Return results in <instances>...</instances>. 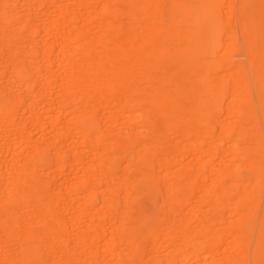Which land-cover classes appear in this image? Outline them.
Masks as SVG:
<instances>
[{"label": "bare ground", "instance_id": "bare-ground-1", "mask_svg": "<svg viewBox=\"0 0 264 264\" xmlns=\"http://www.w3.org/2000/svg\"><path fill=\"white\" fill-rule=\"evenodd\" d=\"M18 1L0 0V155L23 154L0 161V264H247L264 136L245 64L258 95L261 1L24 0L36 22ZM242 166L254 176L239 180ZM256 233L260 264L264 214Z\"/></svg>", "mask_w": 264, "mask_h": 264}, {"label": "rangeland", "instance_id": "rangeland-1", "mask_svg": "<svg viewBox=\"0 0 264 264\" xmlns=\"http://www.w3.org/2000/svg\"><path fill=\"white\" fill-rule=\"evenodd\" d=\"M261 2H260V9H261V11L264 13V0H260ZM24 2L26 3V1H22V0H20V1H18L17 2V6L18 7H16V8H18V10H17V14H18V16L19 17H25V16H28L29 18H31L32 19V21L33 22H36V21H34L33 19H35V17H34V14H31L32 12H30L29 10L27 11L26 9L27 8H22V6H21V4L23 3V5H24ZM21 6V7H20ZM25 6V5H24ZM19 7H20V9H22V11L19 9ZM239 8H238V6H237V8H236V17L239 15V10H238ZM20 10V11H19ZM26 10V11H25ZM43 10V9H42ZM238 10V11H237ZM45 11V10H44ZM25 12V13H24ZM29 12V13H28ZM42 13V15H44V12L42 11L41 12ZM23 14V15H22ZM32 15V16H31ZM119 18H120V16H119ZM122 19V18H121ZM237 19H238V17H237ZM236 21H238V20H236ZM239 22V21H238ZM236 24H238L237 22H236ZM11 26H12V22H11V24H10ZM14 25V24H13ZM238 26V25H237ZM37 27H38V34L36 35V41H37V38H38V42H41V43H43L44 44V42H48V44L50 45V46H52V50H53V53H56V45L54 46V44L55 43H57L56 42V39L55 38H49V40H47L48 38H45L44 36H43V33H40L41 31H43V29L41 30V28H42V26L38 23V25H37ZM238 29H239V27H238ZM238 29H237V38H238V41L240 42H242V35H241V33L240 32H238ZM239 31H240V29H239ZM26 34V33H25ZM42 35V36H41ZM42 39V40H41ZM40 40V41H39ZM51 40H52V43H51ZM53 40H54V43H53ZM240 42V43H241ZM40 43V44H41ZM45 44H47V43H45ZM44 44V45H45ZM242 44V43H241ZM241 44H239L240 46H242ZM262 48V50H261V63H260V65H261V67H260V75H259V83H260V91H259V94L257 95V91L255 90V86H254V74H253V69H252V67L248 64V63H246L245 64V66H246V74L248 75V77H249V84H250V89H251V95H252V98H253V100H254V102H255V107H256V110H257V114H258V118H259V125H260V127H261V129H262V133H263V136H264V39H263V43H262V46H261ZM243 54V52H242V50H237L236 52H234V54H232V58L234 59V60H238L239 58L240 59H242V55ZM52 56V59H53V57L55 58V54H53V55H51ZM39 58V57H38ZM243 60H245V57H243ZM5 61V62H4ZM4 61H0L1 63H0V69H1V71H0V75L1 74H4L3 73V70L5 71V70H7L10 66V64H9V62L8 61H6V60H4ZM246 62H247V60H246ZM6 63V64H5ZM8 63V64H7ZM6 65V66H5ZM3 66V67H2ZM8 66V67H7ZM5 67H6V69H5ZM3 69V70H2ZM8 72V71H7ZM7 74V73H6ZM4 80V79H3ZM1 80L0 82V88L3 86V85H5V81L6 80ZM4 82V83H3ZM258 96V97H257ZM259 96H260V98H261V101L259 102V100H260V98H259ZM259 98V99H258ZM54 105V104H53ZM57 105V103L55 102V107H57L56 106ZM225 106H227V104H225L224 105V108H226ZM54 107V106H53ZM114 112V114L115 113H117V111L116 110H114L113 111ZM224 118V117H223ZM217 118H214L213 120H216ZM218 120V119H217ZM214 123H215V121H214ZM215 133H217V131L215 132ZM219 133V132H218ZM217 133V134H218ZM174 136H175V134H173ZM177 136H175L174 138H176ZM222 144V143H221ZM223 146L221 147V146H219V148L221 147V151H218V153L220 154V156H223V155H221V154H223V153H225L226 152V150H224L225 152H223L222 150L223 149H225L226 148V146H227V148H228V146H230L229 145V143H223L222 144ZM226 145V146H225ZM225 146V147H224ZM220 150V149H219ZM117 151H119V149L118 148H115L114 149V153H116ZM4 154H6V151L3 153V155H0V157H1V160L0 161H3L4 162V160L5 161H12L13 159H15V158H17V157H23V154H17V155H20V156H14L13 157V155L11 154V153H8L7 152V156L6 155H4ZM250 155H253L252 153H248L246 156H250ZM2 156H3V158H2ZM12 156V157H11ZM206 157H204V159H205ZM241 158H243V157H241ZM20 159V158H19ZM64 159H65V162H68L69 160H70V158H69V156L67 155V154H64ZM69 159V160H68ZM228 159V160H227ZM226 159V161L225 160H223L224 162H225V164L227 165L226 167H227V169H229L230 167H229V164L230 165H234L233 163H238V165H239V163L240 162H244V160H245V158H243L242 159V161H241V159L239 158L238 160L239 161H237L236 160V162L233 160H231L230 158H227ZM218 161V160H217ZM222 161V162H223ZM3 162H1V163H3ZM70 162V161H69ZM68 162V163H69ZM219 162V161H218ZM218 162H216L217 163V165L220 167L219 169H225V164H224V162H223V166L224 167H222V165L220 166V162L218 163ZM232 164H231V163ZM4 163H6V162H4ZM263 163H264V158H263ZM240 164H242V163H240ZM236 165V164H235ZM234 165V166H235ZM263 165V164H262ZM243 167V166H242ZM241 167V169H239V180L241 179V180H243L242 178H244V179H247V178H250V177H253L254 176V173L252 172V171H250V170H248L247 168H245L244 169V167L242 168ZM5 170V169H4ZM3 169L0 171V180L1 181H5V180H7L6 178H8V180L10 179L9 178V175H10V177L12 176V174H9V175H7V176H5L6 175V173H5V171H4ZM67 169H65V171H66ZM4 171V172H3ZM64 171V172H65ZM1 172H3L2 174H1ZM65 173H68V171H66ZM64 173V176L62 175V179L61 180H65L66 178H68V176H67V174H65ZM8 174V173H7ZM264 172H263V170H262V172H261V175H262V177H263V179H262V181H261V184H260V187H257V189L256 190H260L259 191V195H258V197H257V192L255 193L256 194V197H257V202H255L256 203V209H254L253 210V217H254V220H255V226H254V233H253V240H252V242H251V244H249V246H248V256L250 257L249 258V260H248V262H247V264H254V262H253V254H254V247H255V238H256V231L259 229V226H260V223H261V220H262V218H263V214H264ZM69 175V174H68ZM225 176V175H224ZM221 177V179L223 180V182H227V196H226V199L228 198L229 200H233V195H234V193L236 194V193H239L241 190H240V186L239 185H237V186H234V185H232V184H230L231 183V181H230V178H227L226 176L225 177ZM1 177H3V178H1ZM64 177H65V179H64ZM11 179H12V177H11ZM231 186H230V185ZM233 186V187H232ZM232 187V189H229V188H231ZM236 188V189H235ZM233 190V191H232ZM230 191V192H229ZM234 192V193H233ZM255 208V207H254ZM226 212V213H225ZM227 210L226 209H224L223 208V211L221 212V214H224V216H225V214L227 215ZM71 216V217H70ZM72 216H73V214H72V212L71 211H69V213L68 212H66V216H65V220H66V222H67V224H69L68 222H70V218H72ZM68 217H70V218H68ZM70 219V220H69ZM98 218H95L94 220L96 221ZM68 220V221H67ZM99 220L100 219H98L97 221L99 222ZM97 221H96V223H97ZM95 222H94V224H96ZM70 225V224H69ZM223 228H225V227H223ZM80 232H82V231H84V229H82V231L81 230H79ZM79 231H77V232H79ZM73 232V234H71ZM76 231H73V230H71L70 231V234H71V236L72 237H74L75 236V234L77 233H75ZM69 237H70V235H69ZM72 237H70L71 239H72ZM71 239H68V243H69V245L70 244H72L71 242H72V240ZM223 247L225 246L226 247V244L224 243L223 245H222ZM221 246V254L222 255H220V257H227L225 254L226 253H222L223 252V250H225V249H223V247ZM224 247V248H225ZM223 249V250H222ZM5 250V249H4ZM3 250V251H4ZM6 250H8V251H6ZM5 251H6V253H5V251L3 252L2 251V253H4V254H7V252L8 253H11L12 251H13V249H12V251H11V249L9 250L8 248L6 249ZM224 255V256H223ZM228 256L230 255V254H227ZM123 261V260H122ZM192 264V263H191ZM260 264H264V258L261 260V263Z\"/></svg>", "mask_w": 264, "mask_h": 264}]
</instances>
